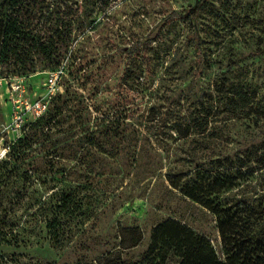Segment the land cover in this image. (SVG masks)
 <instances>
[{
	"label": "rangeland",
	"instance_id": "1",
	"mask_svg": "<svg viewBox=\"0 0 264 264\" xmlns=\"http://www.w3.org/2000/svg\"><path fill=\"white\" fill-rule=\"evenodd\" d=\"M73 1L83 18L62 47L73 57L61 97L47 106L65 97L63 118L31 130L15 157L0 162V264H106L119 226L145 228L144 243L130 250L137 254L156 220L168 217L209 230L212 220L171 189L167 174L189 170L190 158L237 155L264 140V0ZM173 10L181 17L166 21ZM159 29L163 38L152 45L160 59L148 72L129 50L134 37ZM53 68L36 59L25 80L29 100L45 96ZM21 72L0 64V77ZM3 84L0 125L10 110ZM197 120L222 145L204 150L198 126L183 137L179 130ZM110 127L123 133L110 136ZM65 193L72 199L62 205ZM55 206L63 212L51 230Z\"/></svg>",
	"mask_w": 264,
	"mask_h": 264
},
{
	"label": "trees",
	"instance_id": "2",
	"mask_svg": "<svg viewBox=\"0 0 264 264\" xmlns=\"http://www.w3.org/2000/svg\"><path fill=\"white\" fill-rule=\"evenodd\" d=\"M75 5L73 0H0V64L13 62L23 71L0 78L29 76L39 57L55 64L51 71L64 63L68 65L73 54L63 57L62 47L68 43L73 24H79L83 18L80 6ZM180 17V11L173 10L166 21ZM44 25L52 32L36 34L35 28ZM57 32L60 35L55 38ZM152 35V31L137 39L133 35L129 50L138 54L148 72L153 70L155 55L160 56L152 44L163 38L162 29ZM126 36L132 35L126 32ZM58 95L53 99L61 97ZM245 99L242 95L241 100L245 102ZM66 107L67 100L63 97L50 112L47 107L40 117L29 120L26 132L12 146L8 158L1 161L15 157L31 130L37 133L46 123H60ZM113 121L109 120L107 127ZM197 126L202 130L198 133L204 150L222 145L216 130L204 127L199 120L179 131L183 137H189ZM118 131L110 127L106 133L113 136ZM200 157L198 162L193 158L186 160L193 166L189 170L170 172L166 180L171 189L204 210L213 222L211 229L193 226L179 217L158 219L149 229L146 249L136 254L130 250L144 243L145 228L119 226V243L106 251V264H264V140L237 155L207 153ZM71 199L70 193L63 194L62 205ZM57 207L51 211L53 216L48 222L51 230L56 228L55 223L63 212Z\"/></svg>",
	"mask_w": 264,
	"mask_h": 264
},
{
	"label": "built area",
	"instance_id": "3",
	"mask_svg": "<svg viewBox=\"0 0 264 264\" xmlns=\"http://www.w3.org/2000/svg\"><path fill=\"white\" fill-rule=\"evenodd\" d=\"M66 65L64 63L51 73L44 84L47 87L45 96H40L35 101L25 96L27 76L0 78L1 83L4 82V90L9 93L10 101V105L7 104L10 110L5 114L6 120L0 125V161L8 158L12 146L26 132L28 121L40 117L46 111L51 98L60 90V80L65 74Z\"/></svg>",
	"mask_w": 264,
	"mask_h": 264
}]
</instances>
